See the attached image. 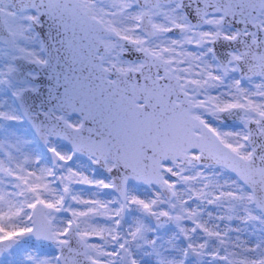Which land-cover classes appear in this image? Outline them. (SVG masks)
I'll list each match as a JSON object with an SVG mask.
<instances>
[{"label": "snow or ice", "instance_id": "6c2138e0", "mask_svg": "<svg viewBox=\"0 0 264 264\" xmlns=\"http://www.w3.org/2000/svg\"><path fill=\"white\" fill-rule=\"evenodd\" d=\"M0 264H264V0H0Z\"/></svg>", "mask_w": 264, "mask_h": 264}]
</instances>
